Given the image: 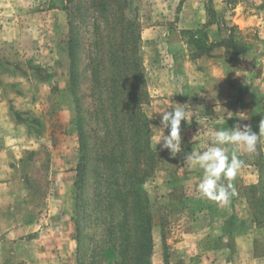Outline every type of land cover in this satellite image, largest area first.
Masks as SVG:
<instances>
[{
    "label": "rangeland",
    "instance_id": "374dc122",
    "mask_svg": "<svg viewBox=\"0 0 264 264\" xmlns=\"http://www.w3.org/2000/svg\"><path fill=\"white\" fill-rule=\"evenodd\" d=\"M129 9L141 24L150 95L145 111L152 117L156 153L143 185L151 212L149 263L264 264V139L255 153L240 154L245 166L226 206L201 198L202 170L184 167L185 154L204 150L216 130L250 125L259 134L264 0H132ZM188 30L205 31L212 51L195 57ZM72 35L79 38L75 69L83 71L78 91L84 102L89 86L82 43L91 34L71 18L67 0H0V264H80L75 211L81 142ZM173 102L186 104L191 117L181 121L176 156L160 144L155 149L162 127L158 111ZM86 232L93 241L86 238L84 247L96 246L101 228ZM80 254L81 264H90V251ZM106 256L105 264L117 258L110 248Z\"/></svg>",
    "mask_w": 264,
    "mask_h": 264
},
{
    "label": "trees",
    "instance_id": "16d2710c",
    "mask_svg": "<svg viewBox=\"0 0 264 264\" xmlns=\"http://www.w3.org/2000/svg\"><path fill=\"white\" fill-rule=\"evenodd\" d=\"M131 4L132 0H67L71 18L82 23L86 35L91 34L82 43L89 86L87 106L78 91L83 71L75 69L79 38H71L72 92L81 142L75 211L80 264L83 251H90V264H105L109 248L117 256L113 264H150L151 212L143 185L152 172L156 153L150 145L151 126L145 111L150 95L141 51V24L137 13L130 14ZM77 25L82 29L79 22ZM186 32L190 34L188 44L196 47L195 57L212 51L214 43L207 41L205 31ZM98 228L102 233L97 245H86L85 249L84 240L93 241L86 230L94 234Z\"/></svg>",
    "mask_w": 264,
    "mask_h": 264
},
{
    "label": "clouds",
    "instance_id": "9594fccd",
    "mask_svg": "<svg viewBox=\"0 0 264 264\" xmlns=\"http://www.w3.org/2000/svg\"><path fill=\"white\" fill-rule=\"evenodd\" d=\"M185 105L173 102L164 110L158 111L162 114L160 121L162 127L158 128L159 134L155 137V149L160 144L163 149L169 150L172 156H176L182 150L181 121H190L191 118ZM169 107L171 111H167ZM164 129H168L167 135L164 134ZM262 139L264 119L259 123V134L253 132L250 125L241 127L237 124L230 129L221 128L211 135L210 143L204 150L192 149L186 153L184 167L188 169L198 167L202 170L198 183L201 198L209 199L221 206L228 205L230 199L237 194L233 181L239 170L245 166L240 154L255 153L257 144Z\"/></svg>",
    "mask_w": 264,
    "mask_h": 264
},
{
    "label": "crops",
    "instance_id": "0c3cea01",
    "mask_svg": "<svg viewBox=\"0 0 264 264\" xmlns=\"http://www.w3.org/2000/svg\"><path fill=\"white\" fill-rule=\"evenodd\" d=\"M2 152H3V149H0V154H2Z\"/></svg>",
    "mask_w": 264,
    "mask_h": 264
}]
</instances>
